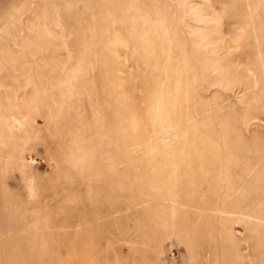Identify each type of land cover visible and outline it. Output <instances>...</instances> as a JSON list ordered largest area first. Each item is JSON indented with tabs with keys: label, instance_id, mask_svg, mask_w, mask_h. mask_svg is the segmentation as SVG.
I'll return each mask as SVG.
<instances>
[{
	"label": "rangeland",
	"instance_id": "1",
	"mask_svg": "<svg viewBox=\"0 0 264 264\" xmlns=\"http://www.w3.org/2000/svg\"><path fill=\"white\" fill-rule=\"evenodd\" d=\"M0 264H264V0H0Z\"/></svg>",
	"mask_w": 264,
	"mask_h": 264
}]
</instances>
